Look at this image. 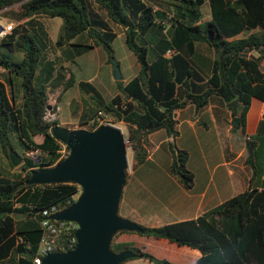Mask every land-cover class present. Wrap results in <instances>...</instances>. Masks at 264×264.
I'll return each instance as SVG.
<instances>
[{"label": "trees", "instance_id": "16d2710c", "mask_svg": "<svg viewBox=\"0 0 264 264\" xmlns=\"http://www.w3.org/2000/svg\"><path fill=\"white\" fill-rule=\"evenodd\" d=\"M206 2L211 19L203 23ZM17 4L18 23L0 46V147L11 168L9 151L22 157L24 176L0 171V264H32L41 237L38 213L55 204L64 209L76 200L75 184L26 182L32 170L53 166L65 158L63 150L69 152L51 133L58 120L46 119L49 93L76 85L66 64L95 47L102 46L114 57L117 32L109 20L124 28L126 45L137 57L140 71L126 85L120 83V93L110 101L89 81L78 82L81 94L97 98L88 100L80 94V101L72 102L76 111L83 108L80 128L92 130L88 123L100 111L114 124L123 122L135 168L148 159L151 133L165 129L175 138L178 110L188 104L200 110L218 97L234 118H240L239 124H233L245 139L247 163L253 170L246 191L205 215L160 227L139 224L142 232L136 233L198 250L197 264H264V184L261 190L253 186L259 175L255 135H264V120L257 123L264 103V71L259 64L264 58V0H0V11ZM42 18L63 19L56 41ZM82 36L89 43L79 42ZM200 42L217 55L207 80L195 62ZM249 51L259 52L260 58L248 57ZM37 136L43 138L41 143L34 139ZM169 145L171 173L185 188H192L195 176L187 167L189 153L172 142ZM35 148L43 152L39 167L26 155ZM126 234L133 232L115 235L113 251L132 250L155 264H174L143 246L121 242L120 236Z\"/></svg>", "mask_w": 264, "mask_h": 264}, {"label": "crops", "instance_id": "0c3cea01", "mask_svg": "<svg viewBox=\"0 0 264 264\" xmlns=\"http://www.w3.org/2000/svg\"><path fill=\"white\" fill-rule=\"evenodd\" d=\"M155 8L157 9L156 6ZM205 14L206 12L203 23L211 19ZM122 33L124 34V31ZM197 55L195 62L204 70L200 72L207 80L209 68L217 55L204 42L197 44ZM74 62H68L66 66L70 69V63ZM125 79L123 83L126 85L133 79V75ZM68 92L69 90L62 93L60 89H56L49 93V109L51 105L57 104V112H51L50 115L58 122L60 102ZM52 94L57 96L55 100H52ZM73 99L78 103L80 94L71 98L70 106ZM82 111L81 106L77 111L79 119L76 122H61L59 125H69L67 127L70 129H78L79 127L73 125L80 121ZM176 113L178 136L174 138L165 129L151 133L147 161L135 168L132 165L128 170L120 206L128 207L124 217L144 226L160 227L196 219L243 193L251 184L253 170L247 163L249 152L241 130L234 127L233 113L227 103L214 97L203 109L197 110L193 104H188ZM260 120H264V103L261 105L257 123ZM255 138L258 142L259 155L256 160L259 175L253 186L261 190L264 184V135H255ZM34 139L38 143L43 140L41 136ZM172 141L176 142L177 147L189 153L187 167L195 176L194 185L190 189L185 188L180 179L170 171L172 155L169 143ZM164 155L165 163L162 161ZM130 176H133L132 180L128 179ZM130 181L131 186L128 185ZM120 240L123 243L133 242L134 245L143 246L146 252L156 258L168 259L177 264H197L201 256L196 249L179 246L165 239L144 237L137 233L122 235ZM139 260H142L140 261L142 264H151L146 258Z\"/></svg>", "mask_w": 264, "mask_h": 264}, {"label": "water", "instance_id": "95a60500", "mask_svg": "<svg viewBox=\"0 0 264 264\" xmlns=\"http://www.w3.org/2000/svg\"><path fill=\"white\" fill-rule=\"evenodd\" d=\"M209 39H213L211 32ZM112 61L115 79L121 80L120 66L114 58ZM234 122L239 124L240 118L235 117ZM51 133L69 148V152L53 166L32 170L26 183L77 185L79 190L75 202L50 218L74 221L78 223L79 229L75 249L49 253L43 257L42 264H123L137 258L138 254L132 250H112L113 239L119 232H142L138 223L119 215L130 168L123 128L105 124L91 131L56 125L52 127ZM9 159L13 167H19L23 162L13 149L9 151Z\"/></svg>", "mask_w": 264, "mask_h": 264}, {"label": "rangeland", "instance_id": "374dc122", "mask_svg": "<svg viewBox=\"0 0 264 264\" xmlns=\"http://www.w3.org/2000/svg\"><path fill=\"white\" fill-rule=\"evenodd\" d=\"M94 8L100 14H102L103 16H106L105 12L99 9L96 4L94 5ZM20 11H21L20 5L18 4L15 5L14 7L8 8L6 10H2L0 11V19L3 20L5 23H12L15 26L18 23V17L21 15ZM203 12L204 13L206 12L205 16H209L211 18V11H210V6L208 3L204 4ZM41 20L45 22V25L47 26L49 30L51 39L53 41H56L63 27V23H64L63 19L62 18H54V19L42 18ZM109 24L112 30H114L118 34L117 38L114 40L112 44V47L114 51L113 58L115 59V61H117V63L120 66L122 79L121 80L115 79L114 65H113L112 58H110L109 54L102 46L98 47L97 49L90 50L86 52L85 54H83L81 57L76 58V62L70 63V69H71V72L75 76L77 84L74 85L72 88H70L69 92L62 97V100L60 102L59 123L68 122V121L76 122L79 119V113H77L76 111L77 104L73 103L71 104V106L69 105V102L73 96L76 97L77 95L81 94L80 89L78 87V82L89 81L91 85L95 87L96 91H98L106 101H110L112 100L113 97L116 96V94L120 93L119 84L121 83L125 85L123 83L126 80L125 78H128L131 75H133V78H134L135 76L138 75L139 70H140V65L137 61V57L135 56V54L131 50H129V48L126 45L125 34L122 33V31H124V28L111 22L110 20H109ZM79 42H84V44L89 43V39L86 36H82L79 39ZM0 46H1V40H0ZM21 58H22V54H18V59H21ZM60 90L62 91V89ZM81 95L84 97V99H88V98H89L88 100L97 99L95 97L93 98L94 95L92 94H87V93L85 94L82 92ZM51 97H52V100H55L57 96L52 94ZM59 99H61V97ZM73 101H76V100L73 99ZM81 101H82V97H81ZM51 112L53 113L57 112V104L51 105V109H49V112H47L46 119L49 121L55 120L54 117H51L50 115ZM115 125H118L123 128L124 135H125V138L128 144V156H129V162H130L129 170H130L133 165V151L127 139L128 137L127 126L123 122H117L115 123ZM63 126L67 127L69 125H63ZM73 126L80 128V121ZM172 143L174 145L176 144V142L174 143V141H172ZM16 148L18 151H20L18 149V146ZM165 152L167 154V150H165ZM151 161L148 162V164L151 163ZM162 161L164 163L166 162V155H164V158ZM21 165L19 167L11 168L8 164V159L6 158L4 152L2 151L0 147V171L4 173H8L12 176L22 175L23 177L24 172L22 171ZM145 167L147 168L149 166H145ZM128 179L132 180L133 176L128 177ZM128 185L131 186V181L129 182ZM76 198H77V195L75 196V199ZM127 211H128L127 206H120L119 215L121 217H124ZM124 218H127V217H124ZM133 233L136 234V232H133ZM133 261H137V262H133ZM140 261L142 260H139V258H135V259L132 258V259L127 260L123 264H142V262ZM168 261L171 263L177 264L173 261H170V260ZM147 262H150V260L147 259ZM151 264H155V263L151 261Z\"/></svg>", "mask_w": 264, "mask_h": 264}, {"label": "built area", "instance_id": "2783aa9c", "mask_svg": "<svg viewBox=\"0 0 264 264\" xmlns=\"http://www.w3.org/2000/svg\"><path fill=\"white\" fill-rule=\"evenodd\" d=\"M12 23H5L0 19V40L4 38L12 29ZM170 52H168L169 54ZM246 55L253 59L260 58V53L257 51H249ZM261 69L264 71V58L259 60ZM111 118L104 112L100 111L88 123V126L93 128L91 131L97 129L101 125L113 124ZM87 126V127H88ZM87 130H90L86 128ZM247 139H250L249 137ZM42 150L35 148L27 151L26 155L33 161L34 167H39L41 161ZM66 150H63L64 157L67 156ZM62 210L56 204L48 207L38 214L40 215V230L41 237L38 245L36 255L32 264H42V259L49 253L53 252H68L76 248L77 244V230L79 229L78 223L74 221H59L51 219L50 216Z\"/></svg>", "mask_w": 264, "mask_h": 264}]
</instances>
